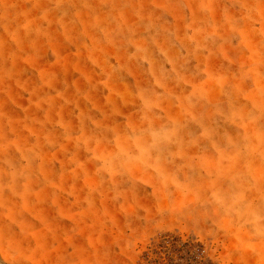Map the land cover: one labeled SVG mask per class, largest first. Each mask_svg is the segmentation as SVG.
<instances>
[{
  "label": "rangeland",
  "instance_id": "obj_1",
  "mask_svg": "<svg viewBox=\"0 0 264 264\" xmlns=\"http://www.w3.org/2000/svg\"><path fill=\"white\" fill-rule=\"evenodd\" d=\"M0 264H264V0H0Z\"/></svg>",
  "mask_w": 264,
  "mask_h": 264
}]
</instances>
